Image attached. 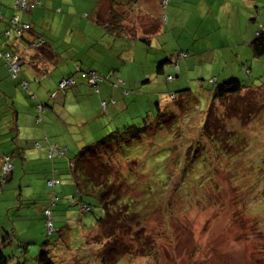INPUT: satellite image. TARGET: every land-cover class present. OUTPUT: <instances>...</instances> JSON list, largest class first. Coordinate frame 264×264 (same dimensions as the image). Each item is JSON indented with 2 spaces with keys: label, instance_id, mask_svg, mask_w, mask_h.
I'll return each instance as SVG.
<instances>
[{
  "label": "rangeland",
  "instance_id": "obj_1",
  "mask_svg": "<svg viewBox=\"0 0 264 264\" xmlns=\"http://www.w3.org/2000/svg\"><path fill=\"white\" fill-rule=\"evenodd\" d=\"M100 1L90 0L96 5ZM223 1L174 0L172 4L170 0L159 14L153 5L157 26L140 27L146 34L151 32L150 36L126 27L133 33L114 38L86 19L93 26L94 40L102 41L97 45L95 58L99 63L93 65L98 71L107 68L112 81L117 75L122 78L126 83L124 89L128 90L124 95L121 90L127 106L111 113L110 105L109 113L105 114L101 101H108L112 95L119 103L122 96L119 91L112 94L110 88L100 83V95L92 89V94L85 92L80 100L67 101L68 115L64 118L72 121L67 124V135L60 130L52 137L64 143L70 141L68 158L76 156L79 150L77 138L82 146L102 147L103 142L117 137L122 143L117 158L121 166L111 176L114 184L110 200L116 191L121 192L123 182L118 177L122 173L133 188L132 192L124 191L134 196L136 204L131 209L146 208L141 215L146 220L131 229L126 225L127 217L121 213L111 217L110 226L103 225L101 237L94 236L90 241L89 237L97 231V222L104 218L100 201L90 196L84 197L83 202L91 207V212L82 214L74 200H68L64 208L54 209L57 232L49 234L42 218L43 200L29 199L18 209L23 203L18 198L19 180L10 181L0 191V227L15 235L13 244L2 246L11 264H38L41 250H46L56 264H102V257L108 264H264V56L254 58L244 44V35L248 37L247 31L256 25L255 18L245 15L250 12L256 16L254 7L247 11L248 4H254L250 0H231L235 9L244 10V22L239 25V13L232 10L226 13ZM104 8L108 19L110 4ZM228 17L232 18V28ZM80 18L81 15L77 17ZM86 34L82 35L85 39ZM139 37L150 38L144 42ZM71 44L57 45L63 59L45 68L47 82L42 84L45 91L48 87L55 89L59 80L70 75L74 54L70 52L77 46ZM82 63L84 60L79 62L84 67ZM21 74L29 78L32 90L40 83L25 68ZM168 77H173V81L169 82ZM232 78L250 90L218 101V121L213 113V131L200 138L214 91ZM14 88L21 90L20 99L28 106L31 99L19 86ZM184 90L190 91L186 96L178 93L184 97L182 120L195 132L172 133L168 137L160 125L157 128L155 124L153 131L150 126L147 129L142 126L148 116L157 117V102ZM133 98L136 102H132ZM56 105L62 106L63 99ZM167 124L163 122L162 126ZM133 125L141 127L142 137ZM155 134L160 138H152ZM172 141L174 145L169 144ZM62 188L56 189L60 202L67 198L60 193ZM35 190L36 194L43 191L39 186ZM162 196L166 198L160 204ZM125 207L121 206L124 212ZM105 234H113L115 238L108 256H104L102 246L95 244ZM3 236L1 232L0 242ZM143 240L146 249L151 246L147 254Z\"/></svg>",
  "mask_w": 264,
  "mask_h": 264
},
{
  "label": "crops",
  "instance_id": "obj_2",
  "mask_svg": "<svg viewBox=\"0 0 264 264\" xmlns=\"http://www.w3.org/2000/svg\"><path fill=\"white\" fill-rule=\"evenodd\" d=\"M16 1L17 0H0V49L2 51L8 50L21 54L24 58L21 69H27V72L33 76L35 80L38 79L40 85L35 84L33 91L36 97L31 99L32 102L28 103V106H26V102L20 99L21 90L14 88L15 85L17 86V83L9 77L10 73L7 66L0 60V156L10 151L14 153L15 173L11 181L15 182V180L18 181L20 178V197L30 200L34 198L44 200L47 197L45 193L47 192V186L45 181H43V177L47 175V172H49L51 168V163L47 157V145L51 144L58 145L62 148H68V153L70 152L69 150H71L69 140H66L64 143L60 138L56 140L55 137H52L56 131L57 133L63 131V133L67 135V124L72 122L64 118L68 115L66 113V108L68 107L67 101H72L74 99L78 100V98L80 100L85 92L93 93V88L88 86L82 78H79V74H75V64L77 62V65H79L80 60H84L83 64L85 65L89 64L95 67L92 63L95 61L97 55V45L102 42L98 38L94 40L93 26L86 19H91L92 23L99 26L98 20L100 19H98V16L101 11L100 13L103 14L104 19L107 20V10L104 8V5L108 4V1L101 0L100 3L96 5L90 2V0H25L28 4H37V7L29 12L22 10L18 12L14 11L13 7ZM119 1L124 5L119 6L118 10H121L122 13H126L122 22L123 25L125 27L136 28L139 34L150 36L151 32L146 34L140 27L153 28L157 26L156 21L158 18L152 13L155 11V8L157 14L162 12L164 8L163 0H132V5H126L129 3L127 0ZM250 2L254 5L251 6L248 4L247 11L254 7L256 16L250 12L248 13L249 15H245L247 17L251 16L252 19L255 18L256 25L252 27L251 31H247L250 33L248 37L244 35V38H246L244 39V44L249 49H251V43L256 38L257 33L262 30L264 31V0H250ZM171 3L173 4L174 0H171ZM215 3H217V1ZM221 4L224 5L226 13L231 10L235 13H239L240 20L237 24L241 25V22H244V14H242L244 10H240L242 8L238 7L239 10L235 9L236 6L232 4L231 0H224ZM136 6L139 8L138 10L134 8ZM14 15H18L21 21L31 24L33 27V31L31 33H26L24 39L18 40L12 37L7 39L3 36L8 26L9 19ZM79 15L82 16L80 20L77 19ZM84 16L88 17L85 18ZM228 20L229 27L232 28V18L228 17ZM84 32H88V34H86L88 38L86 39L82 36ZM159 32V30L156 31L155 36L159 34ZM38 35L44 36L47 44L42 50L30 51L27 42L33 41ZM114 38L119 37L114 36ZM59 43L65 45L68 43L77 44L76 47H73L71 44L73 51L70 50V53H74L71 57L73 64L72 68L68 67L70 70L68 74L70 75L67 76L76 80L77 86L70 88L62 95L60 94L61 98L59 100L63 99L62 106L56 105L60 95L54 99L51 97V93L56 90L57 86L54 87L55 89H53V87H48L46 91L43 88L47 82V72L45 68L50 66L52 62H61L63 59L62 52L60 48L57 47ZM85 43L87 45L84 47ZM242 59H244V55ZM101 70L100 72L102 74H111L107 68ZM21 77L23 79L26 78L23 74ZM76 77L78 79H76ZM29 85L31 87V83H29ZM118 102L116 106H112L113 110L111 113L119 108L127 106V98L124 99L122 97V100ZM132 102H136V99L133 98ZM40 104L46 105L47 111L44 114L43 122L37 124L38 109H36V107ZM50 105H52V107H50ZM63 109L64 113H62ZM70 116H73V113H71ZM76 140H78L76 141V147L82 148L81 139L77 138ZM34 143H40L43 148L36 149ZM84 143L87 144L86 141H84ZM35 186L41 187L43 191H41L40 194H36ZM9 187L12 191V185ZM72 192V188H66V186L61 189V193H65L66 196H70ZM18 209L20 208L18 207Z\"/></svg>",
  "mask_w": 264,
  "mask_h": 264
},
{
  "label": "trees",
  "instance_id": "obj_3",
  "mask_svg": "<svg viewBox=\"0 0 264 264\" xmlns=\"http://www.w3.org/2000/svg\"><path fill=\"white\" fill-rule=\"evenodd\" d=\"M108 4H110V9L108 12V19H104V15L99 12L98 16V24L99 27L104 31V33L108 35H112L113 37H123L125 33H133V32H128L131 30H128L124 25H123V20L124 17L126 16V13H121L119 14L118 8L119 6L124 5L121 3L119 0H107ZM129 1L128 4L126 5H132L131 1L132 0H127ZM165 1H167L165 3ZM133 2V1H132ZM165 4H169V0H163V7ZM32 6V8H30ZM35 7H37V4H28V7L26 9H23L20 7L16 1L15 6L13 7V10L18 12V11H26L29 12L33 10ZM107 13V12H106ZM1 14V13H0ZM87 18L88 16H84ZM14 19H18V21L13 22ZM103 19V20H102ZM17 23V24H15ZM15 24V25H14ZM29 26L27 29L24 28V26ZM22 29L21 34H19L18 30ZM33 27L31 24L25 23L20 20V17L18 15H14L11 19L8 21V26L6 30L3 33V36L6 37L7 39L15 38V39H24L26 33H31L33 30ZM131 35V34H130ZM134 36V35H132ZM136 36V34H135ZM131 38V36H130ZM140 40L148 41L149 37H139ZM47 44V41L44 36L38 35L36 39L33 41L27 42L28 49L30 51H39L42 50ZM251 49L253 52V55L255 58H260L264 56V31H259L257 33L256 38L253 40L251 43ZM6 51V52H5ZM0 60L5 63L7 66L9 73H10V78L17 83V86H19L25 94L30 99H34L36 95H34L33 90L31 89L29 85V78L26 77L23 79L21 77V70L20 69L16 74H14L10 70V63L12 62L11 59H14L18 57L23 63H24V58L21 56L19 53H14L8 50L2 51L0 49ZM11 56V57H8ZM96 61V62H95ZM93 63H99L98 60L95 59ZM92 63V64H93ZM83 64V63H82ZM75 74H79V76L85 81V83L90 86L93 89H96V93L98 95L101 94V90L99 87L100 83H103L104 85L107 86V88H110L112 94H114V91H119L121 94V90L124 93H128V90L124 89V86L126 83L117 75L116 80L112 81V75H106L102 74L100 71H98L95 67L87 64L85 67L82 65H77V62L75 64ZM22 67V66H21ZM96 73L99 81L97 82L96 87L90 84V78L88 77V74L90 73ZM247 72L250 74V71L247 70ZM71 77L68 78H63L59 84L57 89L51 93V97L54 96V98L58 97L60 94L66 92L69 87L73 85H77V81L74 80V83H70L66 88L61 89L60 85L63 81L70 80ZM173 77H168L167 80L169 82L173 81ZM74 86V87H75ZM72 88V87H71ZM249 87H245L241 84V82L236 79L232 78L231 80L223 83L222 85H219L216 90L214 91V101L210 105V108L206 114V117L203 120V126L200 129V135L199 137L202 138L206 135H210L211 131H213V125H212V114L214 113L216 115L218 111V105L216 104L220 100L228 99L230 97L237 96L241 94L245 89ZM250 90V89H247ZM190 90H184L181 92L177 93H171L169 96H167V99L162 102H157L156 107H157V117L155 115H150L146 119L147 121H144L142 123V126L145 127L146 129L150 126L153 131L154 125L156 124V127L158 128L160 125V129L166 132L165 135L168 137H171L169 134L172 133H190L194 130L190 128V124L188 122H183L182 116L185 114V108L182 107L181 104V99L184 98L183 96H178V93L184 94L185 96L188 95V92ZM184 92V93H182ZM122 96V94H121ZM123 97V96H122ZM52 98V99H54ZM124 98V97H123ZM107 105V110L104 109L101 105V109L105 114L109 113V106H115L117 104V100L114 96L111 95V97L106 101ZM39 107L45 108L47 111V106L44 104H40L36 107L38 109ZM217 109V110H216ZM46 113V112H45ZM44 113V114H45ZM43 114V117H44ZM217 121L218 117L216 115ZM163 122H167L168 124L165 126H162ZM176 123H179L176 124ZM137 130H139L138 134L139 136H143V132H141L142 129L139 127L133 125ZM153 126V128H152ZM142 127V128H143ZM134 128V129H135ZM156 128V129H157ZM195 132V131H194ZM142 133V134H141ZM210 133V134H209ZM115 134V133H114ZM157 134V133H156ZM155 134V137L152 138H160L157 137ZM221 138V137H220ZM107 139V138H106ZM105 140V139H104ZM116 140V142H115ZM205 140V139H203ZM202 140V141H203ZM122 143L120 140H117V137L113 138L112 140H107L106 142L102 143V147H95V146H83L82 148H78V152L75 154L76 156H73V158H68V148L64 149L60 146H52V147H58L60 148V153H50V148L47 145V157L48 160L51 163V168L49 172H47V175L43 177V180H45L47 192L46 193V199L42 201L44 203V210L42 211V218L45 221V226L47 228V232L49 233V226L48 223L52 221L53 223V232H57L55 222H54V209L64 208L66 204L68 203V200H74L75 202H78L77 205L79 206L80 212L82 214L91 212V207L89 205H84L83 199L84 197H96L100 203L101 207L104 210V218L100 219V221L97 222L96 226V233L93 232V234L89 237L88 240L95 239L94 236L96 237H101V232L104 224H107L110 226V220L111 217H116L117 215H121V213L124 215V217H127L128 223V228L131 227V229L134 228V224L142 225L143 221L146 220L145 217H142V214L146 213V208L143 210H138V209H131L136 202L132 198L134 196H128L124 191L129 190L132 192L131 187H129L128 179L121 175L118 177L119 180H122L123 183L120 184V189L121 192L116 191L113 195L114 198L110 200L111 198V186L114 184L113 180H111V176L115 174L116 168H120L121 164L117 160L119 157V146ZM169 144L174 145L175 143L172 141ZM38 145V146H37ZM34 147L36 149H41L43 148L40 143H34ZM51 147V146H50ZM98 149V151H96ZM71 152V151H70ZM114 156V157H113ZM59 161H57V160ZM0 191H2V188L5 187L10 183V181L13 179L14 176V153L12 151L3 154L0 156ZM9 164L11 166V171L8 174H5L4 176L1 177L3 173V168L6 164ZM171 173V172H170ZM169 173V175H170ZM167 177V175H166ZM117 178V179H118ZM124 178V179H123ZM20 180V178L18 179ZM52 183V184H51ZM57 186H63L65 188H73L75 187V190L70 196H67V198L64 199V201L60 202V197L57 196L56 194V189ZM12 192L14 190L12 189ZM61 193V192H60ZM14 194V193H13ZM125 196H128L126 198ZM20 202L22 201L21 205L18 207L21 209L22 206L24 205V202L29 201V199H26L24 197L18 196ZM132 198V199H131ZM166 196H162L160 201V204L162 200H164ZM60 202V203H59ZM125 205L126 212H124L121 208V206ZM148 205H151L149 203ZM169 203L167 202L166 208L168 207ZM17 207V208H18ZM86 208V209H85ZM118 213V214H117ZM120 213V214H119ZM135 214L137 217H134ZM59 218V217H57ZM144 218V219H143ZM137 219V220H136ZM106 222V223H105ZM108 226V228H109ZM137 226V225H136ZM6 228L1 226L0 227V233L4 235L2 238V242H0V264H11L10 263V258H8L2 249V246H10L11 244L14 243L13 238L15 235H11L10 233L6 232ZM95 229V228H94ZM135 229V228H134ZM95 233V234H94ZM53 234V233H52ZM132 239H135L134 237ZM112 240H115L114 235L112 234H105L102 239H100L99 242H95L96 245L102 246L105 250L104 256H108L107 254L109 253L110 250H108L109 247H111V242ZM90 241H85L86 244H88ZM93 241V240H92ZM88 242V243H87ZM144 245V250L146 249V245L144 240L142 241ZM22 243V242H21ZM23 245L27 246V243H23ZM148 246V245H147ZM150 246V245H149ZM90 248L93 246H89ZM98 247V246H94ZM151 247V246H150ZM150 247H147L148 249L145 250V253L147 254L148 251H150ZM145 254V255H146ZM149 256V255H148ZM102 264H108V262L105 260L104 257L101 259ZM118 263V262H117ZM116 263V264H117ZM38 264H56L52 258L50 257L49 253L46 250H41L39 255H38ZM110 264V263H109Z\"/></svg>",
  "mask_w": 264,
  "mask_h": 264
},
{
  "label": "built area",
  "instance_id": "obj_4",
  "mask_svg": "<svg viewBox=\"0 0 264 264\" xmlns=\"http://www.w3.org/2000/svg\"><path fill=\"white\" fill-rule=\"evenodd\" d=\"M167 1H165V3H166ZM17 3H18V5L20 6V7H22L23 9H26L27 7H28V4H27V2L25 1V0H17ZM30 8H32V6L30 7ZM16 21H18V19H14V21L13 22H16ZM15 24H17V23H15ZM14 24V25H15ZM29 26H24V28L25 29H27ZM18 32H19V34H21V32H22V29L20 28L19 30H18ZM1 55V54H0ZM8 57H11V56H9L8 55ZM12 60V62L10 63V70L14 73V74H16L19 70H20V66H21V64H22V61L18 58V57H16V58H14V59H11ZM88 77L90 78V84H92L93 86H95L96 87V85H97V82L99 81V78H98V76H97V74L96 73H90V74H88ZM72 84V83H74L72 80H66V81H63L62 83H61V85H60V88L61 89H64V88H66L69 84ZM103 106H104V109H105V106H106V104L105 103H103ZM38 110H39V116L37 117V122L38 123H40L41 121H42V118H41V114H43L44 112H45V110L42 108V107H39L38 108ZM38 146V145H37ZM60 148H58V147H50V153L51 154H53V153H60ZM11 166L7 163L5 166H4V168H3V173L4 174H2L1 175V177L2 176H4L5 174H8V173H10V171H11ZM52 184V183H51ZM48 226H49V231L50 232H52L53 231V223H52V221H50L49 223H48Z\"/></svg>",
  "mask_w": 264,
  "mask_h": 264
},
{
  "label": "clouds",
  "instance_id": "obj_5",
  "mask_svg": "<svg viewBox=\"0 0 264 264\" xmlns=\"http://www.w3.org/2000/svg\"><path fill=\"white\" fill-rule=\"evenodd\" d=\"M28 4V3H27ZM31 5V4H30ZM182 56H185V54H182ZM22 64H23V62H22ZM22 64H21V66H22ZM21 66H20V69H21ZM70 80H72L73 82H74V79L73 78H71ZM52 98H54V97H52ZM103 103H105L106 105H107V103H106V101H101V103H100V105L104 108V106H103ZM105 109L107 110V107L105 106ZM44 110H45V112H46V109L44 108ZM44 112V113H45ZM43 113V114H44ZM43 114H41V118H42V121L40 122V123H38L37 122V119H36V122H37V124H41L42 122H43ZM39 116V110H38V115H37V117ZM64 149H66V148H64ZM86 209V208H85ZM52 233H54L53 231L52 232H50L49 231V234H52Z\"/></svg>",
  "mask_w": 264,
  "mask_h": 264
}]
</instances>
